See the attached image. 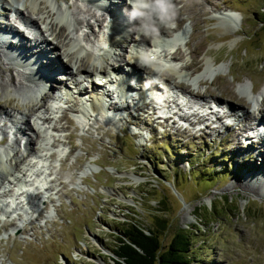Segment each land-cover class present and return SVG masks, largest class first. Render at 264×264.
<instances>
[{
	"label": "rangeland",
	"instance_id": "rangeland-1",
	"mask_svg": "<svg viewBox=\"0 0 264 264\" xmlns=\"http://www.w3.org/2000/svg\"><path fill=\"white\" fill-rule=\"evenodd\" d=\"M29 1L19 4V13L5 10L0 21L18 28L21 19L32 24L21 33H30L65 62L62 48L48 43V21L32 23ZM170 1L174 5L155 23L188 32L181 45L160 47L157 60L181 68L178 75L167 70L168 89H186L189 97L179 108L193 111V118L197 106V113L206 111L202 102L221 101L216 114L222 120L213 121L215 113L208 110L202 130L186 122L171 124L181 112L170 113L168 123L161 124L150 113L151 100L115 95L110 102L119 118L93 113L78 122L74 109L85 92L79 97L71 92L63 102L47 92L39 96L43 89L33 94L43 81L30 78L28 68L0 42V203L6 208L2 212L0 206V264H111L110 249L123 223L156 230L158 219L166 224L161 245L178 229H198L191 234L188 264H264V154L233 144L245 142L253 116L264 117V0ZM46 2L56 12L52 19L76 27L64 41L79 35L87 45L86 39L100 37L90 17L95 13L102 20L104 12L93 0ZM218 11L233 12V20L218 19ZM83 18L90 25L77 22ZM145 22L135 32L147 38ZM109 50L115 58L123 52L115 46ZM170 54L178 56L168 61ZM121 64L126 67L125 60ZM68 70L52 76V84L68 83ZM83 78L78 77L86 90L89 82ZM133 86H139L137 77ZM171 93L159 97L169 99ZM38 102L45 108L37 110ZM160 108L157 114L169 110ZM245 112L252 116L245 118Z\"/></svg>",
	"mask_w": 264,
	"mask_h": 264
},
{
	"label": "bare ground",
	"instance_id": "bare-ground-1",
	"mask_svg": "<svg viewBox=\"0 0 264 264\" xmlns=\"http://www.w3.org/2000/svg\"><path fill=\"white\" fill-rule=\"evenodd\" d=\"M112 1H115V3H111ZM124 1L125 0H110L109 3H111L112 5L108 8V12L115 13L116 10H127V11L131 10L129 5H128V8L122 5L124 4ZM25 2L26 0H3V1L0 0V3H1L0 4V15L4 14V16L6 17V14L4 13L5 10H7L8 12L13 10L14 12L19 13L20 12V7H18L19 4L20 3L25 4ZM2 4L3 5L7 4L10 9L7 8V5L3 6ZM49 5L50 4H47L46 0H30L29 5H28L30 12H34L35 15L33 18L31 16L29 17L32 23L34 24L37 21H40L42 23L44 21H48L46 22V27L44 31L48 32L47 37L50 36L51 39L48 41L47 37L43 36V42L46 43L45 41H48V43H51L52 47H54L55 49H57L58 47L62 48L61 54H63V56L65 57V60H66L65 62H62L61 60L59 61L58 54H57L58 56L56 55V53L53 55L50 54L49 49L46 46L42 45L43 43L40 46L38 42L35 40L36 37L34 39V37L30 33H25V32L24 34L21 33L22 29L32 26V24H28L26 23V21H23L22 19H21L22 25L20 24L21 27L19 28H17L14 25L9 26L7 21L6 23H3V22L0 23V42L3 44L6 43L7 45L6 47H8L11 54L15 56L17 61L20 64L28 68V71L32 75L30 76V78H32L33 76H37L39 77L41 81H43V83L39 84L38 86L34 88L33 94H37L43 89V94L39 96H43L44 93L46 94V92L49 93V96H50V94H52L55 91V89L62 88L66 91L65 95H67L69 94V91H71L69 87L73 85L72 88L77 89L78 95H80V93L82 92L83 93L85 92L86 96L84 97V101L81 102V105H83L82 109L86 111L84 116L88 115L87 110L93 107L94 113H96L97 115L100 114L107 119H108L107 117L108 113H109V118H111L112 117L111 110H114V109L116 110L118 108L115 105H112V102H110L111 101L110 99L113 98L114 95L117 98H124L127 100L128 99H133L137 101L140 100L142 101V103H150V100H151L154 106H152L153 109L150 111V113L154 117H155V111L157 110L156 112H159V110L161 109L160 106L162 108H167V107L169 108V110H166V113L160 114L161 115L160 120H162L161 124L168 123V120H169L168 116L172 112L170 111V109H172L173 103L169 99H166L165 97L164 98L159 97L161 96L162 91L157 92L156 90H153V87L148 88L143 82L144 76L142 72L140 71L143 70L145 74H150L148 76H151L153 73L158 79L162 81V83L167 84V87H168V84H170V81L167 75V70H171L172 71L171 73H173V75L174 74L178 75L182 73V72L180 73L181 68H177L174 66L171 67L170 64L165 65L164 63H159L157 65L158 62L154 61L152 59V56H149L150 51L148 52L142 51L141 48L143 45L148 44V40L151 41L153 45L154 43H158L159 45L175 44V42L176 43L179 42L180 44H182L184 42L183 38L186 37V33L188 32L187 27L181 28V27H178L179 26L178 25L174 29L169 28V30H166V28L164 27H159L160 24H162L159 22L158 28L153 29L152 31L148 32L149 33L148 35L150 38L147 39L144 37V34H136L138 33V30H139L138 29L137 32H135L136 28L139 22L143 20L146 21V19L148 20L147 22L154 21L155 17L153 15L151 16L147 15L146 19H144L143 17L146 15H140V14L136 16L131 15L129 16V20L127 23H122L121 21H119L113 25L110 24V27H109L110 32H107L105 36L102 35L101 37H98L97 36L98 33L95 34L94 36V40L101 39L103 40L101 42L102 45H105L106 39L108 38L106 36L110 34L108 35L110 36V39H109L110 47H113V46L120 47L121 50L123 49V52L122 53L118 52L117 58H115L116 55L114 54H116V52L114 51L113 53L106 54L105 52V54H101L98 57H93L95 48L92 46H89L87 50L82 45H80L79 44L80 42L78 41V39L80 38L79 35L77 39H74L73 37H69L68 41H64L66 38H68L69 33L75 30L76 27L74 26L71 29L69 28L70 25L60 23V21L57 19H52V17H55L56 12L53 11ZM132 5H133V2H132ZM102 9H104V7ZM39 11H42V13L46 15L39 16L38 15ZM230 12L222 13L221 11H218L216 12L218 14V16L216 17L220 20H233L232 16L234 15V13L232 12L231 14H229ZM60 16L61 18L64 17L65 13L61 12ZM92 17L95 18L94 21L99 28L98 32L101 31V29H103L102 22L105 20V17L102 20H100L95 15V13L90 18ZM149 17H152V19H149ZM181 21L179 20V23ZM77 22L85 24V26L90 25L89 19L83 18V19H80V21L77 20ZM24 23H26L25 26H24ZM151 27H155V26L151 25ZM15 28L17 29L18 32L14 30ZM146 31H147L146 29L143 30V32H146ZM168 32L174 34V39L172 40L168 39V36H170V34L169 35L165 34ZM7 36H12L13 39H9ZM76 40L78 41V43ZM38 41L40 42L41 40L38 39ZM167 47H170V46H167ZM126 48H129L130 50H126ZM131 50H134L135 53L131 52ZM112 54L114 55L113 60L108 61L107 56H112ZM158 54H161V53H158ZM121 55H122V60L120 58ZM124 55L126 57H124ZM177 56L178 55L170 54L168 56V61H173V58ZM163 57H165V55ZM156 58H158V56H156ZM120 60L121 62L125 60V65L127 68L121 64ZM50 61L51 63L48 65L47 63ZM45 62L46 64H44ZM40 63H43V64H40ZM63 67L69 68L68 75H69V80L71 82H68L69 84L64 83L63 85L59 87H57L55 83V86H54L52 84V80L54 79L52 78V76L61 72ZM109 68L112 74H118V75H112L108 77L106 80V84L102 87L96 88L97 87L96 81H88L91 86L90 90L86 91L82 89V85H81L82 80L78 79V77L88 78V76L92 74L94 76L95 74H99L101 77L103 76L106 78V76H108L106 69H109ZM76 74H80V75L76 76ZM135 77H137L138 79L139 86L137 87L133 86V83H130L131 79H135ZM65 79H67V77ZM151 84H152L151 81L147 82L148 86H151ZM183 91L186 92V89L183 88ZM158 98L160 99L158 100ZM156 102L159 103L160 106H158V104L155 105ZM36 105H37V108H36L37 110L45 108L41 102L36 103ZM220 105H222L221 101H219L218 99H214V98H213V101H206V102H202L201 104L202 107L205 106V108L210 111L209 113H212V112L213 114L215 113L213 117V120L215 122L222 120V117H223L222 115L216 114L218 113L217 110ZM142 106H143L142 104L138 105V107L140 108H142ZM260 110L263 112L264 107L260 108ZM207 115L209 114H205L204 116L196 118V121L198 122H200L202 119L205 120V126L200 127L201 130L205 129L207 126L206 124L207 120L205 119ZM250 116L252 115L250 114ZM250 116H249V112H245V118H248ZM117 117L118 116L115 114L113 115L112 119L115 120ZM253 119H254L253 125L250 126V128L252 129L250 130L251 132L250 133L247 132L245 135H243L246 137V139H244L245 142L241 143L240 141H237L238 143L233 142V144L235 147H238V145L242 147L245 146L254 155H257V152L264 154V127H261L262 124H264V117L262 116L261 113H259L257 117L254 118L253 116L252 121ZM170 123L172 124V122ZM36 135L37 134H35V137ZM32 139H33L32 136L28 139V142L31 145L34 141ZM29 148L32 149L33 147L31 146ZM254 149H255V152H254ZM31 156H34V155H31ZM39 157H42V156L40 155ZM22 159H25V157H22ZM21 183L24 184L23 182Z\"/></svg>",
	"mask_w": 264,
	"mask_h": 264
},
{
	"label": "trees",
	"instance_id": "trees-1",
	"mask_svg": "<svg viewBox=\"0 0 264 264\" xmlns=\"http://www.w3.org/2000/svg\"><path fill=\"white\" fill-rule=\"evenodd\" d=\"M165 227L162 219L156 222V230L132 222L123 223L110 249L111 264H188L191 234L198 229H178L166 245H161L159 234Z\"/></svg>",
	"mask_w": 264,
	"mask_h": 264
},
{
	"label": "clouds",
	"instance_id": "clouds-1",
	"mask_svg": "<svg viewBox=\"0 0 264 264\" xmlns=\"http://www.w3.org/2000/svg\"><path fill=\"white\" fill-rule=\"evenodd\" d=\"M134 7L131 9L133 15L138 14L137 8L141 10L139 14L151 16L155 14L159 8L163 7L160 0H133Z\"/></svg>",
	"mask_w": 264,
	"mask_h": 264
},
{
	"label": "water",
	"instance_id": "water-1",
	"mask_svg": "<svg viewBox=\"0 0 264 264\" xmlns=\"http://www.w3.org/2000/svg\"><path fill=\"white\" fill-rule=\"evenodd\" d=\"M113 256V255H112Z\"/></svg>",
	"mask_w": 264,
	"mask_h": 264
}]
</instances>
